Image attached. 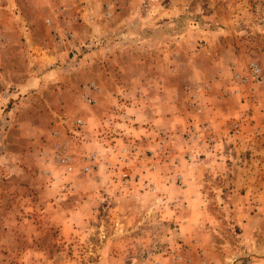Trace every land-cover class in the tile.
Here are the masks:
<instances>
[{
    "label": "rangeland",
    "instance_id": "rangeland-1",
    "mask_svg": "<svg viewBox=\"0 0 264 264\" xmlns=\"http://www.w3.org/2000/svg\"><path fill=\"white\" fill-rule=\"evenodd\" d=\"M0 264H264V0H0Z\"/></svg>",
    "mask_w": 264,
    "mask_h": 264
},
{
    "label": "built area",
    "instance_id": "built-area-1",
    "mask_svg": "<svg viewBox=\"0 0 264 264\" xmlns=\"http://www.w3.org/2000/svg\"><path fill=\"white\" fill-rule=\"evenodd\" d=\"M249 71H250V75L255 78V79H259L260 78V69L259 67L257 66V64L255 63H252L250 64L249 66ZM125 151H126V148H123V154L120 155V160L119 162L123 163V165H126L127 161H126V154H125ZM43 153L46 155V156H50L48 153H46L45 151H43ZM52 157L57 160L58 162H60L61 164H63L64 166H66L67 169H71V161H70V157L67 153H65L64 151L62 152L59 147L55 149V151L53 152L52 154ZM90 159H93V161H97L98 163L100 162H103L104 158L103 156L98 159V156L95 155L94 158H91ZM123 177L128 179L129 177V174L128 172H124L123 173ZM152 178H148L145 182L147 184V186L150 188L151 186H153V183L151 182ZM153 188V187H152Z\"/></svg>",
    "mask_w": 264,
    "mask_h": 264
}]
</instances>
